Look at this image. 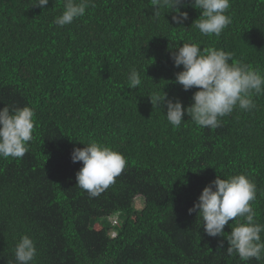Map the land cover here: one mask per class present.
<instances>
[{
  "label": "trees",
  "instance_id": "1",
  "mask_svg": "<svg viewBox=\"0 0 264 264\" xmlns=\"http://www.w3.org/2000/svg\"><path fill=\"white\" fill-rule=\"evenodd\" d=\"M32 3L0 0V108L35 113L28 152L0 157V264H16L22 235L35 243L31 264H264L227 254L232 221L225 236L210 237L199 215L188 213L217 175L244 174L256 185L251 204L264 224V93H253L250 111L234 109L214 130L186 114L173 128L166 106L148 97L164 92L183 107L193 103L198 89L175 82L183 68L170 58L183 43L231 52L264 75V0H230L232 22L219 37L194 27L200 10L191 0H182V25L170 9L154 19L151 0H94L62 27L54 18L63 0H49L46 9ZM132 68L142 81L136 89L128 87ZM91 141L127 161L95 198L76 186L82 162L71 160L73 148Z\"/></svg>",
  "mask_w": 264,
  "mask_h": 264
},
{
  "label": "clouds",
  "instance_id": "2",
  "mask_svg": "<svg viewBox=\"0 0 264 264\" xmlns=\"http://www.w3.org/2000/svg\"><path fill=\"white\" fill-rule=\"evenodd\" d=\"M48 2L33 0L31 6L46 9ZM90 5L95 6L94 0H63L64 10L54 18V24L60 27L71 24L84 16ZM151 5L156 20L161 16V9H170L176 24L182 25L188 19L187 12L180 11L182 0H151ZM191 7L200 10L194 27L203 36L219 37L232 22L225 14L230 8V0H191ZM170 58L174 66L183 68L175 73V82L185 91L198 89L192 95L193 103L187 107H183L178 99L167 98L162 90V94L154 92L148 96L152 106H166L165 116L173 128L181 127L186 114L200 128L214 130L221 125L220 118L234 109L250 111L255 106L253 93H264V75L260 69L233 61L231 52L213 47L201 49L199 43H183L171 52ZM141 83L139 72L132 68L128 74L129 89H136ZM34 116L33 109L28 106L0 108V157L22 158L28 152L29 142L33 140ZM84 145L71 152L72 162H82L75 174L76 186L95 198L115 183L127 161L121 153L97 141ZM256 196V185L244 174L227 179L217 175L202 189L188 213L199 215L204 232L210 237L225 236L223 229L232 221L235 226L225 236L227 254L235 253L241 261L253 258L260 261L264 259V241L260 235L264 232V224L255 219L257 214L251 202ZM36 252L32 238L22 235L14 248L16 264H31Z\"/></svg>",
  "mask_w": 264,
  "mask_h": 264
},
{
  "label": "rangeland",
  "instance_id": "3",
  "mask_svg": "<svg viewBox=\"0 0 264 264\" xmlns=\"http://www.w3.org/2000/svg\"><path fill=\"white\" fill-rule=\"evenodd\" d=\"M134 206H135V209H137V210L142 209V206H143L142 198L137 197V198L134 200Z\"/></svg>",
  "mask_w": 264,
  "mask_h": 264
}]
</instances>
